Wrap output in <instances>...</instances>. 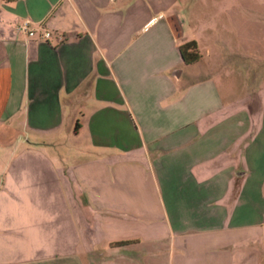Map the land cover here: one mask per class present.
<instances>
[{
  "label": "crops",
  "instance_id": "0c3cea01",
  "mask_svg": "<svg viewBox=\"0 0 264 264\" xmlns=\"http://www.w3.org/2000/svg\"><path fill=\"white\" fill-rule=\"evenodd\" d=\"M180 1L0 0V264H249L264 87Z\"/></svg>",
  "mask_w": 264,
  "mask_h": 264
},
{
  "label": "rangeland",
  "instance_id": "374dc122",
  "mask_svg": "<svg viewBox=\"0 0 264 264\" xmlns=\"http://www.w3.org/2000/svg\"><path fill=\"white\" fill-rule=\"evenodd\" d=\"M180 3L190 15L200 14L208 23L211 20L209 30L213 34L222 33V45L229 47V55L221 59L223 82L232 80L235 96L241 98L246 93L256 95L260 92L264 87V0H181ZM251 167L254 182L259 184L264 165ZM253 235L247 259L249 264H264V221L254 226Z\"/></svg>",
  "mask_w": 264,
  "mask_h": 264
},
{
  "label": "trees",
  "instance_id": "16d2710c",
  "mask_svg": "<svg viewBox=\"0 0 264 264\" xmlns=\"http://www.w3.org/2000/svg\"><path fill=\"white\" fill-rule=\"evenodd\" d=\"M4 1L11 2V1H15V0H4ZM179 50L181 53V57L186 64L194 63L200 57V55L197 51L196 42L194 40H191V41H188V42L181 44L179 46ZM126 242L127 241H119V242H115V244H123Z\"/></svg>",
  "mask_w": 264,
  "mask_h": 264
},
{
  "label": "built area",
  "instance_id": "2783aa9c",
  "mask_svg": "<svg viewBox=\"0 0 264 264\" xmlns=\"http://www.w3.org/2000/svg\"><path fill=\"white\" fill-rule=\"evenodd\" d=\"M17 29L23 33H26L28 36H34L36 35L37 31H39V38L47 39L51 36L52 32L49 30H46L45 28L39 26L38 28H35L32 26V22L29 19H24L18 26Z\"/></svg>",
  "mask_w": 264,
  "mask_h": 264
}]
</instances>
